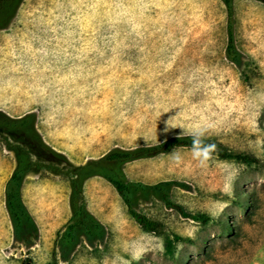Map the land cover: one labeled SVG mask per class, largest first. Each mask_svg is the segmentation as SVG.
<instances>
[{"label": "rangeland", "instance_id": "374dc122", "mask_svg": "<svg viewBox=\"0 0 264 264\" xmlns=\"http://www.w3.org/2000/svg\"><path fill=\"white\" fill-rule=\"evenodd\" d=\"M235 8L240 66L226 56L220 0L24 1L0 32V103H23L19 113L40 101L47 132L75 164L180 137L181 128L164 132L179 112L177 126L208 125L203 139L235 158L217 150L216 162L201 166L183 147L179 162L170 152L126 164L129 181L179 183L171 198L189 217L155 197L137 206L160 223L156 232L133 219L105 179L94 178L90 209L115 221L113 234L81 244L67 261L55 248L60 230L44 229L32 247L18 241L3 198L0 264H264V4L235 0ZM41 178L36 213L57 212L65 221L68 181ZM248 201L252 210L241 207Z\"/></svg>", "mask_w": 264, "mask_h": 264}, {"label": "trees", "instance_id": "16d2710c", "mask_svg": "<svg viewBox=\"0 0 264 264\" xmlns=\"http://www.w3.org/2000/svg\"><path fill=\"white\" fill-rule=\"evenodd\" d=\"M24 1L0 0V32L9 29ZM222 1L228 15L229 42L226 56L232 63L240 66L244 62V55L238 49L235 39V0ZM256 1L264 4V0ZM37 123L38 117L34 113L21 118H12L0 111V144L12 152L16 159V168L6 186V207L15 238L27 247H32L40 236L39 227L26 207L22 193L27 177L33 175L42 178L59 176L69 183L71 218L57 233L55 240V248L65 261L69 260L81 244L95 246L97 243H104L107 238L106 227L88 207L85 184L90 178L102 177L111 183L124 201L130 215L147 232L158 231L160 223L140 213L137 206L141 201H148L151 197L159 199L169 209L176 210L184 217L190 216L182 205L172 201V188L179 186V183L165 181L148 185L129 181L124 171L128 163L167 154L177 148H191L190 137H173L157 145L135 149L115 148L102 158L77 165L45 142ZM205 142L215 143L224 158H235L221 143L209 140ZM241 207L252 210L255 205L248 201V203L242 202ZM227 230L225 223L224 231Z\"/></svg>", "mask_w": 264, "mask_h": 264}, {"label": "crops", "instance_id": "0c3cea01", "mask_svg": "<svg viewBox=\"0 0 264 264\" xmlns=\"http://www.w3.org/2000/svg\"><path fill=\"white\" fill-rule=\"evenodd\" d=\"M220 1L223 3L222 0H220ZM13 68H16V67H13ZM8 69H10V67H8ZM2 70L3 69L0 67V71H2ZM32 101H34V103H33V105L30 108L26 109L23 112H19V113L18 112H14V110L17 108V106L19 108H21V106H23V103H20L19 105L12 104L10 106H6L5 104L3 105V102H2V103H0V111L5 112L6 114L11 116L12 118H21V117H23V116H25V115H27L29 113L36 114L37 117H38V123H37L38 130L41 133V135L43 136L45 142L49 146H51L54 150H56L58 152H61V153L65 154L67 156L66 153L58 150L59 146L57 145V143L52 138V135L49 134V132H47L48 131V127H47V125H45V124H48L47 120H45L47 112L42 110L41 102L40 101H36L35 99H33ZM105 155H103V156H105ZM103 156H101L100 158H102ZM13 157H14V161H13ZM6 160L9 163L8 166H5ZM11 161L13 162V164L11 163ZM77 165H82V164H77ZM6 168H7V170H6ZM15 168H16V159H15L14 154L12 152L8 151L3 145L0 144V202L2 201L3 198L6 199L7 182L9 181L11 176L13 175ZM39 177L40 176H34V175L33 176H28L26 181H25V184L23 186V192L22 193H23V201H24L26 207L28 208L29 212L34 217V219H35V221H36V223H37V225L39 227V233H40L39 238L40 237L42 238V235L44 233V229H48L49 231H52L54 229L57 230V231L62 230L65 227V225L69 222V220L71 218V215H69L68 218L65 221H62L63 219L61 217V214L57 213V212L56 213H49L46 216H42L41 213H36V211L38 210V201H37L38 200V196L36 194V191L38 189L39 182H41ZM94 178H99V177L90 178L86 182V184H85V195L87 193L86 190H87L88 183L91 180H93ZM100 178H102V177H100ZM101 180H104V178H102ZM106 184H108L109 192L112 195H113L112 192H115V194L117 196H120L119 193L117 192V190L115 189V187L111 183H109L107 180H106ZM86 198H87L89 210L92 212V210L90 209L92 207V203L89 200V196L86 195ZM5 203H6V200H5ZM69 206H70V200H69ZM70 211H71V206H70ZM92 213L106 227L107 238L110 236V234H113L112 230H114L113 227L115 226V221H110L106 214L94 213V212H92ZM107 238H106V240H107Z\"/></svg>", "mask_w": 264, "mask_h": 264}, {"label": "clouds", "instance_id": "9594fccd", "mask_svg": "<svg viewBox=\"0 0 264 264\" xmlns=\"http://www.w3.org/2000/svg\"><path fill=\"white\" fill-rule=\"evenodd\" d=\"M163 113H168L167 111L160 113V117ZM181 113L171 116L167 121H165V128L164 132L170 131L172 128H181L183 131L180 133V137H190L191 138V156L193 160H195L201 166H207V164L212 161H215V154L217 151V145L215 143H206L203 139L208 131V125H200V124H193L188 127H179L176 125L175 121L177 117ZM160 119V118H159ZM174 160L179 162L182 157L181 155L174 149L170 154ZM222 166L226 168H234L231 164H226L223 161L219 162ZM233 173H229L228 176L225 177V188H228L230 185V181L232 179Z\"/></svg>", "mask_w": 264, "mask_h": 264}]
</instances>
